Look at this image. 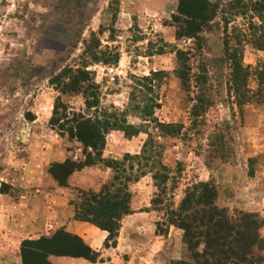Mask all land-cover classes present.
I'll return each instance as SVG.
<instances>
[{
  "label": "rangeland",
  "instance_id": "374dc122",
  "mask_svg": "<svg viewBox=\"0 0 264 264\" xmlns=\"http://www.w3.org/2000/svg\"><path fill=\"white\" fill-rule=\"evenodd\" d=\"M213 1L224 5L229 0ZM178 5L179 0H0V201H16L27 193L37 199L39 188L55 190L49 173L52 163L85 161L91 148L59 126L82 113L120 127L106 136L104 160L90 165L88 182L102 187L114 174L105 160H122L127 153L141 156L126 164L127 169L133 164L128 173L135 175L146 164V174L129 183L130 235L116 250L119 264H203L205 258L208 264H239L233 258L216 261L204 255L208 245L203 234L189 244L184 230L169 223L171 210H177L186 191L199 183L213 186L215 205L224 210L230 225L244 215L255 219L258 239L241 264H264L260 32L253 28L247 31L252 36L243 38L247 19L241 16L228 24L230 46L237 47L246 67L236 80L224 54L219 15L202 31L197 48L196 40L177 38L184 30ZM251 17L253 24H260ZM55 25L69 29L66 40L57 30L54 38L48 34ZM177 50L188 51L184 80L177 73ZM77 71L88 79L80 81V93L68 92ZM89 95L90 103L94 96L98 102L87 109ZM240 95L248 101L239 104ZM160 123L176 127L167 134ZM154 153L158 158L145 163L144 157ZM156 171L168 174L163 190L153 178ZM78 189L67 190L73 211ZM196 224L192 230H205ZM121 225L103 248L116 245ZM222 249L228 255L232 250L228 243ZM111 258L105 254L101 259Z\"/></svg>",
  "mask_w": 264,
  "mask_h": 264
},
{
  "label": "trees",
  "instance_id": "16d2710c",
  "mask_svg": "<svg viewBox=\"0 0 264 264\" xmlns=\"http://www.w3.org/2000/svg\"><path fill=\"white\" fill-rule=\"evenodd\" d=\"M220 4L221 2L218 3L213 0H179L178 12L183 17L184 30L176 34L178 39L185 37L196 40L197 48H200L202 31L219 15L220 20L224 24V54L227 61H229L232 78L237 80L241 72L246 70V67L241 64L240 52H237V47L230 46L233 36L228 32V24L235 17L246 18L247 26L244 30L245 32L242 33V37L246 39L252 36L247 31L254 28L260 32L258 41L264 47V0H229L224 5ZM249 14L251 15L249 16ZM251 16L257 17L260 24H253ZM236 35L238 36V34ZM187 55L188 51H176L179 63L177 73L183 80L186 78V73L189 69L186 64ZM144 78L147 79V77ZM87 79L86 73L77 71V76L72 79L67 91L80 93L82 86L79 83ZM149 79L152 80V78ZM91 98L89 95L85 99L87 109L97 105V97L94 96L93 98H96L95 101L90 103ZM237 101L239 104H243L248 99L240 95ZM56 122L52 123L55 125ZM65 125H67L66 129L63 128ZM59 126L60 129L67 131L69 137L76 138L81 142L84 148H91V152H88L83 162L76 163L71 159H66L63 162L51 164L49 173L61 186L67 185V178L72 172L85 166L93 165L98 160H104L102 158V149L105 144V134L109 130L120 129L116 122L111 123L107 120L91 119L82 113H75L72 119L65 121ZM160 126L165 128L167 134L168 132L172 133L176 127L175 124L170 123H160ZM92 152L94 153L93 156L91 155ZM143 154H145V150H143ZM158 155V153H154V155L151 154L148 157H144L145 163H148L151 159H157ZM94 156L97 158H94ZM140 157L139 154L129 155L127 153L122 160H105L106 166L114 170L111 180L104 183L98 191L78 189L80 197L73 204L74 219L89 222L102 230H106L108 236L105 242L115 239L122 218L132 212L129 183L138 181L147 171L144 167L146 164H144L140 167L139 172L133 175L127 171L133 170V164L131 163L128 169L126 164L130 160L140 159ZM160 166L165 169V166L161 164ZM153 178L159 181L158 186H162L163 190L168 180V174L156 171ZM215 197L216 192L213 186H209L207 183H199L193 186L192 189L186 191L179 208L171 210L169 223L177 225L184 230V237L189 244H191L193 237L203 234L205 243L208 245L203 250L204 255L207 253L208 256L216 261L233 258L236 263L241 264L246 261L251 247L258 239L256 232L257 222L251 216L244 215L242 221L238 224L230 225L223 214L224 210L219 209L215 205ZM183 213L185 214L182 215ZM196 223L205 226V230L198 231L199 233L196 230H192V228L196 229ZM230 235L234 236L233 240L231 242L226 241ZM227 243L232 248L229 255L222 249ZM20 253L25 264H51L48 260L50 255L84 257L90 261H96L98 257V253L85 244L79 236L66 232L62 228L57 229L49 237L41 236L37 239L24 240L21 244ZM207 261V258H205L203 264H208Z\"/></svg>",
  "mask_w": 264,
  "mask_h": 264
},
{
  "label": "crops",
  "instance_id": "0c3cea01",
  "mask_svg": "<svg viewBox=\"0 0 264 264\" xmlns=\"http://www.w3.org/2000/svg\"><path fill=\"white\" fill-rule=\"evenodd\" d=\"M114 130L116 129L109 130L105 134V143L106 136ZM106 149L104 144L102 156H104L103 152L107 151ZM55 162H61V160L58 159ZM90 167L92 166H85L72 172L67 178L66 186L59 185L51 176L53 178L51 182L55 184V190L49 191L43 187L38 189L42 192L37 195L42 198V209L36 203L40 198H31L28 193L16 201H0V264H25L20 253L22 242L27 239H37L49 233L48 231L51 228L54 229L52 232L62 228L66 232L79 236L85 244L98 253L96 261L69 255H50L48 260L51 264H119V256L116 250L120 248L126 234L130 235L129 223L132 213L123 217L116 245L110 248H103L108 232L89 222L75 220L73 208L71 209L68 205V186L84 190H100V185L96 186L86 180L87 170ZM20 185L27 186L29 184L21 182ZM54 196L58 200L54 199L55 201L53 202ZM49 212L52 214L51 217H48ZM105 254L112 255V258L103 261L101 258ZM127 264H130V262H127Z\"/></svg>",
  "mask_w": 264,
  "mask_h": 264
},
{
  "label": "water",
  "instance_id": "95a60500",
  "mask_svg": "<svg viewBox=\"0 0 264 264\" xmlns=\"http://www.w3.org/2000/svg\"><path fill=\"white\" fill-rule=\"evenodd\" d=\"M70 29H71V27H70ZM56 30H57V35H58V33H60L61 35L64 34V39L66 40L67 35H68V32H67V31H68L69 29L66 28L65 25H60L59 28L56 29V25H55V29H53V31H52L53 33H52V32H49L48 34H49V35H50V33L53 34V38H54V35L56 34V33H55ZM48 34H47V35H48ZM51 38H52V37H51ZM48 40H49V38H48ZM55 41L57 42V40H52V39H51V40H49L48 42H50L51 45H52L53 42H54V44H56ZM61 45H62V46H61ZM59 47H60V49H61V48L63 49V48L65 47V44H61V43H60V44H59Z\"/></svg>",
  "mask_w": 264,
  "mask_h": 264
}]
</instances>
